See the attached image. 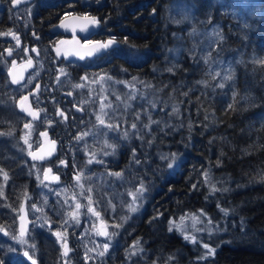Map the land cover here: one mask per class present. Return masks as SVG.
<instances>
[{
	"label": "trees",
	"instance_id": "1",
	"mask_svg": "<svg viewBox=\"0 0 264 264\" xmlns=\"http://www.w3.org/2000/svg\"><path fill=\"white\" fill-rule=\"evenodd\" d=\"M174 2L103 0L95 10L104 15L103 26L112 30L118 43L105 61L100 55L94 57L97 65L92 69L108 72L112 78L136 77L134 86L147 97L126 112L125 121L136 124L138 137L131 135L121 144L128 147L123 164L144 180L150 196L139 219L129 223L134 234L118 239L111 245L114 251L103 257L86 250L74 237L71 248L78 255L86 253L88 260L82 263L73 253L71 262L65 263L52 234L46 232V222L35 234L32 225V252L39 264H126L132 251L141 258L133 264H264V65L257 63L264 60V0L239 6L229 0H182L178 7L183 5L187 14L171 9ZM51 41L49 33L40 35L37 66L17 87L9 83L6 73L11 55L0 46V133H11L0 135V169L8 173L7 181L0 174L4 192L0 227L8 233L0 235V264H28L13 256L6 242L15 232L21 201L27 202L33 218L36 207L46 220L57 224L55 195L50 191L68 182V171L91 173L72 153L77 151L72 146L74 136L86 130L73 129L80 114L73 113L71 102L82 107L84 96L70 100L61 91H69L92 69L77 60L58 65ZM229 75L231 79H224ZM36 83L42 94L38 109L43 112L33 121L21 112L18 102L28 85ZM174 107L178 113H173ZM61 108L70 117L58 115ZM30 123L37 129L28 131L25 124ZM46 129H52L50 136L56 138L58 150L53 160H33L31 147L43 144L38 131ZM25 134L31 147L24 141ZM133 151L139 164L133 161ZM164 154L167 159L161 158ZM63 158L67 170L56 166L55 159ZM171 160L176 164L168 170ZM46 163L60 174L54 188L36 177ZM89 184L98 198L110 190L98 178ZM213 186L217 191H211ZM186 215L200 217L199 231L189 226L183 234L175 228L169 231L170 220L178 223ZM185 235L194 236L196 242ZM137 240L142 251L133 247ZM204 244L216 251L202 260L207 253Z\"/></svg>",
	"mask_w": 264,
	"mask_h": 264
},
{
	"label": "rangeland",
	"instance_id": "2",
	"mask_svg": "<svg viewBox=\"0 0 264 264\" xmlns=\"http://www.w3.org/2000/svg\"><path fill=\"white\" fill-rule=\"evenodd\" d=\"M235 3H238L237 6L242 5L245 3L250 4L249 0H229ZM88 2V0H86ZM102 3L103 0H100ZM182 3V0L178 1L177 3L171 4V9H176L179 12L187 14L185 11L184 6L178 7ZM87 7H91L92 5L87 4ZM50 7H46L45 9H29L25 7L17 8L16 10L7 9L5 6V0H0V33H8L9 30L12 28V18L15 17L17 29L20 30L22 34H25L30 29L36 28L41 25L43 20L46 17H51L57 12L65 11L67 8L71 9L75 12H82L86 11L87 8L81 5L79 2L75 1H67V3L61 4L57 7H52L53 9H49ZM95 7H92L90 11H93ZM181 8V11L180 9ZM71 10L65 11L71 12ZM40 12V15L36 13ZM65 13V14H66ZM63 14V13H62ZM7 35H0V46H4ZM2 39V40H1ZM4 42V43H3ZM5 47V46H4ZM96 68V66L94 67ZM123 71V70H122ZM108 72L105 71H96L93 70L88 76L81 75L80 81H76L73 87L79 92L80 97L83 96V103H82V110L79 120H77L79 125L73 127L74 130H86L84 133H88V135L84 136L83 139L77 140V135L74 136L72 142H74L73 147L77 148V151H72L74 156H78L81 159V164L85 166L89 171L90 174L80 175V181L77 183L75 181H71L70 177L66 180L70 183L59 184L56 186L54 191L52 192L53 196L55 195L56 200V215H59L57 220V224H53L49 220L44 218V214L40 212V210L36 207L33 208V211L36 212V216L33 219V231H38L42 226V224H47L49 230L46 228V232H50L54 238L56 244H58L59 250L62 254V247L61 242L57 240L56 232H65L67 235V244L71 251L68 253V256L65 257V263L71 262L68 258L73 256V253H76V249H72L70 245V239L75 240L74 237L84 245V248L90 252H100L103 251V245L106 242H109L106 237L97 235L98 231V224L103 219L109 225L108 231L117 232V235L114 236L111 241L109 242L110 246L113 243H116L118 239L126 238L130 239L132 237V230L129 229V223L132 220L139 219L141 213L145 209L146 202L149 200V193L147 189V185L141 177L139 178L136 175H133L134 171L132 170L131 166L124 165V158L128 150V147L121 146L122 143H126L128 137H138V129H133L132 123H128L125 121L126 119V112L128 109L133 106L135 101L142 100L141 97H146L144 92L139 91L137 87L133 86L136 85L137 80L133 81V78H112L111 79H101L104 77ZM82 77H87V80H82ZM119 81V82H118ZM124 81L129 82V84L123 83ZM77 85H83L82 87H77ZM138 85V84H137ZM139 87V85H138ZM136 90V91H135ZM119 97V99H117ZM136 97V98H135ZM147 98V97H146ZM20 99V97H19ZM104 106L103 109L101 106ZM111 105V107H109ZM102 116L105 120V124H112L114 126H118L117 130H109L104 125H101L98 120L97 116ZM31 124V123H30ZM32 127L28 128V131L31 129L36 130L37 126L31 124ZM33 130V131H34ZM128 132V137H124V133ZM80 136V135H79ZM23 137H27L28 143L27 147H29V140L30 137L28 134L23 135ZM37 141V140H35ZM44 143V145H46ZM108 145H114L115 147H107ZM122 147V148H121ZM123 149V150H122ZM130 149V148H129ZM81 150V152H80ZM76 152V153H75ZM114 153L112 155H105L104 153ZM95 154L97 160H102L103 163H93L89 164L88 161L92 158V155ZM161 155L162 157L165 156ZM77 158V157H76ZM127 159V158H126ZM173 165L176 164V160H171L170 162ZM59 168V167H58ZM169 168V167H168ZM169 168L168 170H170ZM110 172H123V178L117 179L114 176H110ZM76 173V172H75ZM39 173L36 175L39 178ZM98 178V180H103L104 185L107 184L110 187V190L106 193L105 197L98 198L97 193L91 187L90 180ZM143 181L145 185V192L143 193V199L138 201V204L142 205L139 208V211L134 213H129L127 210L126 202L131 201V197L128 195L129 190H134L135 188L139 187L140 182ZM49 184H46L48 186ZM82 185V187H81ZM53 188L55 187L52 186ZM50 188V187H49ZM88 189H92L91 193L88 192ZM92 197L93 203L92 207L96 209V211L101 213V218L98 219L95 215L88 212L87 207H81L78 211L79 215V224H76L75 220L72 219L71 213L77 211L76 204L80 203L81 205H89L88 196ZM109 201L111 204L115 206V211L112 210V207L109 206ZM98 202V204H97ZM130 216L131 218L124 223L123 227L121 228H112L111 225L120 223V217L122 216ZM60 219V220H59ZM62 219V221H61ZM67 221V223H65ZM180 222V219L178 220ZM178 222V223H179ZM199 224V223H197ZM193 228L194 230L197 229V226L193 227V222L190 220H184L183 222V232L187 231L189 227ZM69 229L73 234V237H70ZM176 231L180 234L181 231ZM33 233V232H32ZM31 232L27 233L25 236V240L27 243L20 244L16 240L12 239V236L9 237V241H6L11 253L14 255H18V253L25 248L30 247L29 245L33 244V235ZM183 234V233H181ZM15 236H19L16 234ZM35 248V247H34ZM108 248L107 253L110 251H114L113 248ZM135 252V251H132ZM83 255L77 254L78 259L82 263H86L88 260L87 254L82 252ZM94 253V254H95ZM106 255V254H105ZM104 255V256H105ZM63 256V255H62ZM99 256V255H98ZM85 257V258H84ZM133 257V258H132ZM132 257L126 259V264H133L135 262H140L139 255L135 254Z\"/></svg>",
	"mask_w": 264,
	"mask_h": 264
},
{
	"label": "flooded vegetation",
	"instance_id": "3",
	"mask_svg": "<svg viewBox=\"0 0 264 264\" xmlns=\"http://www.w3.org/2000/svg\"><path fill=\"white\" fill-rule=\"evenodd\" d=\"M67 1H75L77 3L79 2L81 5L85 6L87 8V10L86 11H82V12H80V11L75 12V11L67 8L65 11L71 10V12L69 11V12L66 13L65 11H61V12H57L56 14H54L51 17H46L43 20V22L41 23L40 26H38L36 28H33V29H30L25 34H22L20 32V30L17 29L16 20H14L15 17L12 18V23H11V27L12 28L10 30L14 34L16 39L13 38V35H7L6 38L3 40V41H5V43L3 42L4 46H5V47L3 46L4 47L3 48L4 52H6L7 55H9V50H11V60H10V64L8 65L7 69L11 65H14V66L20 65L22 63H27L29 60L33 61V63H34V67L27 71V74H26L25 78L23 79V81L20 82V84H17V85L24 84V82L27 80V77H29V75L32 73L31 71H33V69L36 68L37 62H38L37 61V57H39V55H40V50H38L39 49L38 39H39L40 35L43 34V33L44 34L49 33L51 35V38L53 39V42L51 41L52 43H51L50 47H51V49L55 50V55L57 57L56 60H57V64L58 65H60V64L61 65L62 64L66 65L67 63H70V61H76L77 60V62H79V64L81 62H84L86 65L89 66V69H92V67L97 65L94 62V57H97V56L100 55V56H102L104 58V61H105L106 59H108L107 56H108L109 51L114 46L117 45L118 41H117L116 36L112 32V30L110 29L108 31L107 27L103 26L106 23L105 21H102V19H103L102 16H104V15H101V12H99V11H95L96 9L99 10V8H100L99 7V3H101L100 0H88V2H86V0H21V2L19 4H17V5H15V6L13 5L12 0H5V6L7 7V9H12L11 11H13V9L16 10L17 8H20V7H25V8H29V9H33V10H35V9L39 10L40 8L41 9H45L46 7H50L49 9H53L52 7H57V6L61 5V4L67 3ZM87 4L92 5V6L91 7L90 6L87 7L88 6ZM95 6L97 8L93 9V11H90V9L92 7H95ZM36 14L40 15V12H37ZM68 14H77V15L81 14V15H88V16L90 15L92 17H95L96 20L98 21L97 28L94 29V30H91L90 33H88L87 35H80V34L78 35V34H76L75 36H73L72 34H69V33L66 34V33L61 32V31H57V32L56 31H52L51 27L54 26L55 24H57V22L61 18H63L64 16H67ZM40 30H43L42 33H41ZM73 37L78 38V40L80 42H82V43L90 42L92 40H102V41H104L107 38H114L116 40V44H113L111 47L102 50V52L99 53V54L92 55L91 57H83V59H81V58L78 59L75 56V52H76L75 46H76V44L73 43L74 42L73 41L71 43V45H69L70 41L73 39ZM17 39L19 40V44H17ZM33 49H35V51H33ZM17 52H19V53H17ZM58 52H59V55H58ZM13 61H15V64H13ZM7 69H6V71H7ZM41 69L43 70L44 66H42ZM32 81L34 82V79ZM68 84H70V83H68ZM73 85L74 84H71L69 86V91H64V90L61 91V95L66 96L70 100H71V98L73 96L75 97V96L80 95L79 92H77L76 89L73 87ZM12 86H14V85H12ZM14 87H17V86H14ZM26 89H28V91L25 90L23 92V95L20 96L18 105H19V103H20V101L22 100L23 97L28 96L29 104L32 105V107L36 110V113H37L38 117H37V119H32V118H30L28 116L27 117L30 118L33 121H37L40 118V116H41V114L43 112V111H41L42 108L38 109L39 103L42 102L41 99H40L41 98L40 95H42L40 93V83H36L34 85H28V87ZM71 103H72L71 104V108L73 110V113H78V114H80V117H82V115H81L82 114L81 113L82 107L79 106L76 103H73V101ZM19 106H20V110H21V105H19ZM44 112L46 114V111H44ZM61 112H63V117H66V118L70 117L69 116L70 114L67 111H64V109H62V108L58 109L57 114L60 115ZM77 117H79V116H77ZM78 120H79V118H78ZM51 130L50 129H46L45 131L44 130L38 131L39 136L42 137L43 144L42 143L41 144H36V146L32 145L33 147H31V148H33V149H32L31 152L35 153L38 157H43V158L51 157L50 159L53 160L52 158L54 157L56 151L58 150L59 144H58L56 138H54V137L51 138V136H50ZM43 132L46 133L45 136L48 137L47 140L42 135ZM52 141L56 142L55 145L52 144ZM46 142H47V144L44 145V143H46ZM49 148H50V150H49ZM42 153H44V155L41 156ZM49 153H51V155H49ZM47 155H49V156H47ZM61 161H63L64 163H61ZM55 162H56V166L59 167L60 170L61 169L62 170H64V169L67 170L68 162L64 158L62 160L59 159L57 161L55 159ZM45 165H50L51 168H53L52 174L53 173H57L59 175V179H60V174H59L57 168L54 167V165H52L50 163H46ZM44 166H42V171H43V167ZM42 171L40 172V175H39L40 179H41ZM38 172L39 171H37V174H38ZM66 173H69V175H71V177H72V178L70 177L72 179L71 181H75L74 177L77 175V173H73V172L71 173L70 171H68ZM60 181H61V179H60ZM60 181H59V183H60ZM42 182H44V181H42ZM44 183L45 184H49V183H46V182H44ZM59 183H57V184H59ZM57 184H54V185H57ZM54 185L53 184H49L46 187L49 188V187H52ZM22 201L25 202V200H22ZM22 201H21V203H22ZM21 203L19 204V206L21 205ZM19 206H18V208L16 210V213H17L16 214V219H17V216L19 214L18 213ZM26 209H27V212H28L29 217L31 219V222H30L31 224H30L29 228L27 229V233H29L30 229H31V226L33 225V219L34 218L32 217V213L29 212L27 202H26ZM16 219H15V224L17 222ZM0 228H3V231H0V235H4L5 236L6 235L5 232H7L6 228L4 226H2ZM39 231H34V234L37 233V232L39 233ZM27 233H26V235H27ZM16 234H18V232H17V224H16L15 232H13L12 236L16 235ZM8 238H9V236H8ZM7 241H9V239ZM56 247L59 250L58 244H56ZM32 249H34V248L25 247L21 251V253L20 252L18 253L17 256H20L24 262H27L28 264H30L26 259H24V256H22V255H23V252L27 251L30 256H32L35 259H37V257H35L33 255ZM37 261H38V259H37ZM38 264H39V261H38Z\"/></svg>",
	"mask_w": 264,
	"mask_h": 264
},
{
	"label": "snow or ice",
	"instance_id": "4",
	"mask_svg": "<svg viewBox=\"0 0 264 264\" xmlns=\"http://www.w3.org/2000/svg\"><path fill=\"white\" fill-rule=\"evenodd\" d=\"M13 2V5H17L21 2V0H12ZM155 11V10H154ZM83 19L85 20H88L90 23L92 24H96L98 23V21L96 20L95 17H84ZM61 27H66L65 24H61ZM81 30H84V29H81ZM0 35H13V38L16 39V37L14 36V34L11 32V30H9L8 33H0ZM115 43V40H109L106 44H100L98 46V49L99 48H107L109 45ZM17 44H19V40L17 39ZM33 51H35V49H33ZM9 55H11V50H9ZM58 55H59V52H58ZM81 59H83V57H81ZM207 59L208 57H205V61L207 62ZM257 63H260L261 65H264V60H259L257 61ZM13 64H15V61H13ZM29 66H31V60H29ZM123 71H127V69H123ZM155 71V69H154ZM168 71H172L171 68L168 69ZM61 72H63V70H61ZM216 75H219V73H217ZM215 78V77H213ZM232 77L229 75V76H225L224 79H231ZM82 80H87V77H82L81 78ZM101 79H111V77H108L107 74H105L104 77H101ZM136 77H133V81H136ZM29 83L31 82V78H29ZM119 82V81H118ZM12 83H19V80H17L15 77L13 78L12 80ZM123 83L125 84H129V82L127 81H124ZM201 83H204V82H201ZM83 85H77V87H82ZM134 86V85H133ZM220 87H223L224 85L223 84H220L219 85ZM186 95V94H185ZM117 99H119V97H117ZM28 101V97L25 96L22 98V102H21V108L22 110H25V111H28L27 109H24L23 108V102H26ZM102 109H103V105L101 106ZM109 107H111V105H109ZM229 109H232L233 108V105L232 104H229ZM179 109L174 107L173 108V113H178ZM29 115H32L33 119H36L37 118V113L36 112H32V111H29L28 113ZM60 115H63V112L60 113ZM137 119H139V115H137ZM97 120L98 122L101 124V125H104L105 127H107L109 130H117L118 126H114L112 124H105V120L103 119L102 116H97ZM150 123H157L156 121H151L150 120ZM32 125L31 124H25V128H31ZM133 129L136 128V124L133 123L132 126H131ZM145 127H148V125H145ZM11 133H0V135H10ZM42 135H46V133H42ZM88 135V133H83L81 134L80 136L76 137V139L79 141L81 139H83L84 136ZM128 132H125L124 133V137L127 138L128 137ZM24 141L25 143L27 144L28 143V139L27 137H24ZM55 141H52V144L55 145ZM107 147H112L114 148L115 146L114 145H108L106 144ZM29 147H31V145H29ZM105 155H112L114 153H104ZM29 155L32 157L33 160H37V159H43V157H38L35 153H32V152H29ZM49 155H51V153H49ZM162 159H167V157H161ZM173 158H175V154H173ZM93 161H95L96 163H103L102 160H97L96 157H95V154L92 155V158L88 161L89 164L93 163ZM133 161L136 163V164H139L140 161L138 159H135V152L133 151ZM61 163H64L63 161H61ZM169 168L172 167V164L170 163L168 165ZM49 173H51V169H48L46 172H45V179H51V180H58L59 177H56V176H51L49 177ZM0 174L3 175L4 177V180L7 181L8 180V173L7 172H4L3 169H0ZM110 176H114L116 177L117 179H122L123 178V172H110L109 173ZM207 172H205V177L207 178ZM80 174H77L74 179H76L77 183H79L80 181ZM261 179H264V177H262ZM43 183V182H41ZM82 187V185H81ZM193 187H195V185H193ZM146 188H145V185L143 183V181L140 182V185L139 187L135 188L134 190H129L128 192V195L131 197V201L130 202H126L127 204V210L129 213H134V212H137L139 211V208L142 207V205L138 204V201H141L143 199V193L145 192ZM92 189H88V192L91 193ZM211 191H217V189L215 188V186L212 187ZM4 196V192H3V186H0V197H3ZM88 200H89V205H81L80 203H77L76 204V209L77 211L71 213V216H72V219L75 220L76 224H79V209L81 207H87L88 209V212L92 213L93 215H95L98 219L101 218V213L96 211V209L94 207H92V203H93V200H92V197L89 195L88 196ZM98 204V202H97ZM109 206L112 207V210L115 211V206L111 204V201H109ZM222 212L225 213V215H227V212L226 210L224 209H221ZM204 215V213L201 211V216ZM131 217L130 216H122L120 217V223H116V224H113L111 225L112 228H121L123 227L124 223L127 222ZM190 218L193 222V227H195V225L197 223H200V217L199 216H196V215H190V216H182L180 218V222L177 223L175 221H172L170 220L169 221V231H172L173 228L177 229L178 231H181V233H183V222L185 219H188ZM65 223H67V221H65ZM209 223H211V221H209ZM108 227L109 225L107 224L106 221H104L103 219H101V228L97 231V235H101V236H104L106 237V239L110 242L111 239L117 235V232L115 231H112V232H109L108 231ZM200 229H197V231H199ZM0 231H3V228H0ZM209 231H211L209 229ZM27 233V228H26V224H25V218L23 216H21V228H20V233H19V236H15L13 235L12 236V239L16 240L18 243L20 244H25L27 243V241L25 240V235ZM5 234L7 235L8 233L5 232ZM54 235H56L57 237V240L59 242H61V247L63 249V252H62V255L67 257L68 256V253L71 251V249L68 247V244H67V235L65 232H56L54 233ZM186 240H189L190 242H196V238L194 236H189V235H185L184 237ZM109 242H106L104 243L103 245V251H100L98 252L97 254L101 257H103L107 251H108V248L110 246ZM140 242L139 240H137L133 247L137 250V251H142V249L140 248ZM30 247L34 248L35 245H29ZM203 247L205 249H207V253L206 255H202L200 257V259H207V256H210V255H214L215 254V251L216 249L215 248H210L208 246V244H204ZM89 251H92V249H89ZM136 253L135 252H132L130 253V255H135ZM25 256H27L31 261H32V264H37V261L35 259H33L32 256L29 255L28 252H25L24 253ZM88 258V257H86ZM171 259V257L169 258Z\"/></svg>",
	"mask_w": 264,
	"mask_h": 264
},
{
	"label": "water",
	"instance_id": "5",
	"mask_svg": "<svg viewBox=\"0 0 264 264\" xmlns=\"http://www.w3.org/2000/svg\"><path fill=\"white\" fill-rule=\"evenodd\" d=\"M84 17H92V16L81 15V14H78V15L77 14H68L67 16H64L63 18H61L57 22V24L52 26L51 30L56 31V32L61 31V32H64L66 34L69 33V34H72L73 36H75L76 34L87 35L88 33H90L91 30H94L97 28L98 23L92 24L88 20L83 19ZM62 23L65 24L66 27H61ZM81 29H84V30H81ZM113 39L114 38H107L104 41L92 40L90 42L82 43L78 40V38L73 37V39L70 41L69 45H71V43L74 41L73 43L76 44L75 56H76V58L80 59L81 57H91L92 55H96V54L101 53L102 50H104L106 48H99V50H97L98 46L100 44H106L109 40H113ZM113 44H116V40H115V43H113ZM113 44L109 45L107 48L111 47ZM33 67H34L33 61H31V66H29V61L27 63H22V64L16 65V66L11 65L6 71V73L8 75L9 83L14 85V86H17V84H20V82L23 81V79L25 78V76L27 74V71ZM14 77L17 80H19V83H12V80ZM21 102H22V100L20 101L19 105H21ZM23 108L27 109L28 111L22 110V108H21L22 113L25 116H28V117L33 119L32 115H29L28 113H29V111L36 112V110L32 107V105L29 104V101L23 102ZM37 117H38V115H37ZM49 150H50V148H49ZM42 155H44V153H42L41 156ZM48 169H51V173H49V177H51V176L59 177V175L57 173L52 174L53 168H51L50 165H45L43 167V171L41 174L42 181L49 183V184H53V185L59 183L60 179H58V180H51L50 178L47 180L45 179V172ZM18 213L19 214H18L17 219H16L17 220L16 224H17V232L19 234L20 228H21V216H23L25 218V224H26L27 229L29 228V226L31 224L30 223L31 219H30L29 214H28L27 209H26V202L22 201L21 205L19 206ZM100 228H101V221L98 224V230ZM25 252H27V251H25ZM25 252H23L22 256H24V259H26L30 264H32V261L27 256L24 255ZM33 259H35V258L33 257ZM35 260L37 261V259H35ZM37 264H38V261H37Z\"/></svg>",
	"mask_w": 264,
	"mask_h": 264
}]
</instances>
